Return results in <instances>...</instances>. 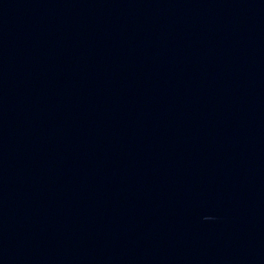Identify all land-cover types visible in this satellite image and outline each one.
Wrapping results in <instances>:
<instances>
[{
  "label": "water",
  "instance_id": "1",
  "mask_svg": "<svg viewBox=\"0 0 264 264\" xmlns=\"http://www.w3.org/2000/svg\"><path fill=\"white\" fill-rule=\"evenodd\" d=\"M0 264H264V0H0Z\"/></svg>",
  "mask_w": 264,
  "mask_h": 264
}]
</instances>
